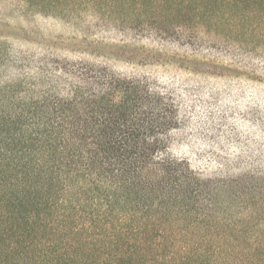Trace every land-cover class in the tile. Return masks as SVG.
<instances>
[{
	"label": "trees",
	"instance_id": "16d2710c",
	"mask_svg": "<svg viewBox=\"0 0 264 264\" xmlns=\"http://www.w3.org/2000/svg\"><path fill=\"white\" fill-rule=\"evenodd\" d=\"M22 1L0 264H264V0Z\"/></svg>",
	"mask_w": 264,
	"mask_h": 264
},
{
	"label": "rangeland",
	"instance_id": "374dc122",
	"mask_svg": "<svg viewBox=\"0 0 264 264\" xmlns=\"http://www.w3.org/2000/svg\"><path fill=\"white\" fill-rule=\"evenodd\" d=\"M16 19H24V24L29 25H40V24H54L52 26H57V28H60L58 23L56 21H53V18L48 17V21L42 19L39 14L32 11L30 8H28L25 3L22 0H0V21L7 23L8 25L14 24ZM76 24L78 26L75 27L77 34L79 31H81V25L79 23H83V21H80L79 19L76 20ZM69 27L63 26V29H61V32H67L69 31ZM43 30L48 31L50 30L48 26L46 25ZM78 37V36H77ZM2 40V39H1ZM27 44V43H26ZM25 44V45H26ZM12 47L14 50H19L25 46L23 44L18 42H5L4 46Z\"/></svg>",
	"mask_w": 264,
	"mask_h": 264
}]
</instances>
